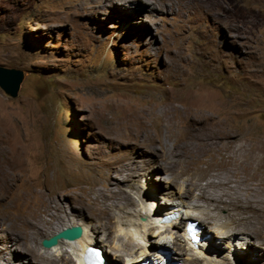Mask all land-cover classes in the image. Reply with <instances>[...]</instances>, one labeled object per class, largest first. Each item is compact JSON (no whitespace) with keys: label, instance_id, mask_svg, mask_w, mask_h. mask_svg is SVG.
<instances>
[{"label":"rangeland","instance_id":"obj_1","mask_svg":"<svg viewBox=\"0 0 264 264\" xmlns=\"http://www.w3.org/2000/svg\"><path fill=\"white\" fill-rule=\"evenodd\" d=\"M202 2L204 9H170L162 0H0V66L24 74L15 99L0 89V177L12 180L0 191V264H50L32 250L47 252L41 241L72 221L86 237L99 230L92 245L111 264L147 254L146 264H167V255L178 264H264L263 240H242L250 230L264 237L259 214L253 224H238L228 210L212 205L214 198L256 204L264 197V0ZM171 98L178 109L198 114L195 130L205 144L215 142L214 152H223L217 160H239L234 152H244L247 172L234 176L217 166L203 178L200 172L187 177L176 158H170L175 168L166 171L163 151H170L175 128L186 139L191 130L185 117L179 124L165 122L174 112ZM151 107L153 116L142 115ZM142 120L160 155L144 149L143 130L128 126ZM224 127L236 142L212 139ZM188 179L199 188H187ZM153 188L150 206L144 196ZM34 192L55 207L40 232L24 224ZM168 192H185L177 215L189 214L187 221L220 240L214 241V257L190 250L185 220L177 229L153 224L157 202L161 208L177 203ZM106 207L113 216L109 231L99 215ZM124 222L147 236L162 232L169 247L144 246L124 234ZM230 234L238 237H223ZM176 236L183 240L182 256L172 243ZM79 247L64 245L59 252L76 264Z\"/></svg>","mask_w":264,"mask_h":264},{"label":"bare ground","instance_id":"obj_2","mask_svg":"<svg viewBox=\"0 0 264 264\" xmlns=\"http://www.w3.org/2000/svg\"><path fill=\"white\" fill-rule=\"evenodd\" d=\"M202 1L203 0H162V2L165 3L163 6L168 5L170 7V9L171 8L180 9V8H183L184 6H189L190 8H196V9H204L205 7H204V4H203ZM169 102L173 105L174 112L171 113V114H168V116L165 119V122L166 121H173L176 124H179L180 120L185 117V118H187L189 120V122L191 121V124H190L191 130H190L189 137L186 139L185 138V133H182V132H180V130L175 128L176 132L172 133V137H175L176 139L171 142L170 151L168 152L167 151L168 149L167 150L164 149V151H163V153H164L163 155H167L168 154V158L164 161L165 162V170L166 171H172L175 168V164L177 165V163H175V162L173 163L170 160V158H176L177 161L180 164V167H179L180 174L183 175V176H187V177L189 176L190 173L192 174L193 172H200V175H201L200 177L203 178V177H205L207 175V173L209 171L216 170L217 166L228 170V172L233 174L234 176H238V175H240L243 172L242 169L246 168V163H247V165H249V162H246V154L244 152H234L239 157V160H234L231 156L229 158L227 157L228 159L225 160V161H223L222 159H221L222 161L220 159L217 160L216 158L219 155L223 154V152H221L220 154L214 152L212 148L214 147L215 142L211 141L210 145L209 144H205L206 140L200 138L198 136V133L195 130L196 129V127H195L196 124L198 123V121H201V119L198 117V114L197 113L196 114L191 113V115H190L189 112H187L186 110L178 109L175 106L176 99H174V98L169 99ZM154 110L155 109L153 107H151L150 109L143 111L142 115H144L145 113H148V115H152L153 116L152 113H153ZM138 124H139V127L137 128ZM220 124L222 125V121H221ZM128 126H130L131 128L136 127V128H133V129H136L138 132L140 130L141 131L143 130V132H144L145 130L149 129V125L146 122H144L143 120L140 121V122H133V123L130 122V123H128ZM226 127H228V126H226ZM226 127L218 128L217 130H214L212 132V134H211L212 135V139L220 140L221 144H225V145L230 144L231 141L233 143L236 142L237 140H234L231 137V135H232L231 129L230 128H226ZM160 128H162V125H161ZM156 131H158V130H156ZM140 134H142V133H140ZM143 135L145 137L142 140V143L144 144V149L146 148L147 151H150V153L153 152L154 154L156 153V154L160 155L159 154V150H158L157 145H156V144H158V143H156L157 142V138L155 136L151 135L150 133H147V132H144ZM134 143H135V145L137 147H139V145L142 144L139 141L138 142H134ZM248 155H249V153H248ZM202 166H205V167H202ZM231 166L236 167L237 170L233 171L232 170L233 167H231ZM201 170H203V171H201ZM0 183H3V184H0V191L4 192L5 187H8L12 183V180L10 179V177H0ZM230 183H232V180H228L226 182V184H230ZM211 184H212V182H208L206 185L209 186ZM186 187L190 188L192 190L199 188L194 181L191 182V179L188 181V184L186 185ZM155 191H156L155 188L150 189L148 191V193H146L145 196H144L148 200L150 206H154V204L152 202H150V201H153L151 199H154L156 197V192ZM184 194H185V192H183V193L182 192L181 193H175V192L169 193V195H171V198L176 196L177 199H178L177 201H175L177 203L176 204L173 203V205L171 207H167L166 206L165 208L164 207L161 208V206L157 202L156 205L158 207L156 209H154V210L152 209V211H151L152 213L150 214L151 218L149 217L151 219V221L153 222V224H155L156 226H160L162 224L161 219L165 215H170V214H178V215H180V211L184 207L183 205H185V203H184L185 201H183V198L187 197V196H184ZM212 201H213L212 205L214 206L215 209H217V210H223V209L228 210L229 211L228 212V217L233 222H236L238 224L239 223H247V224H249V222L253 224V219H254L255 213L259 214V215H257L259 220H263L264 221V197H262L261 201H258L256 204H252V203H243L242 204V202H232L230 200L224 201L222 198H214V200L212 199ZM98 202H100V201L97 198V203ZM79 207L81 209H84L83 205H79ZM26 208H27L28 212H26L27 213L26 214L27 219L24 221V224L27 225L33 231L40 232L39 231L40 230V226H42L43 223L44 224L47 223L48 216H49L50 212L52 211V209H54L55 207L52 206L51 202H49L43 196L42 193L34 192V194L32 196V201L30 203H27V207ZM252 212H254V214H252ZM99 215L102 218L103 217L106 218V221L101 226H102L103 229H106V230L109 231V224L111 223V221L113 219V216L110 213V209L108 207H106V209L103 212L99 211ZM37 216H39V217L37 218ZM177 219H179V221H177ZM177 219L169 221L170 227H172V229H177V228L180 227L181 221L185 220L184 225H183V233H185L184 228H185V224L187 223V220L189 219V214L188 215L186 214L185 217L178 216ZM261 223H262V225H264V222H261ZM73 225H80V224L77 221L69 222V223L65 224L64 226L57 228L55 230V232L53 231L54 233L52 232V234H55V233L65 229V228L71 227ZM121 225L123 226V228H126V229L129 228V230L126 233H124L125 235H130L132 237V239L134 237L135 238L137 237V239L139 241H142L144 246L150 244V246H152L156 250H167V246H168L167 243L169 241H165V238L161 239V236H163L162 232H160L157 235L155 233L150 232L149 235H152L153 237L160 238L157 241H151L149 239V235L148 236H147V234L145 235V233H147V232H142L141 233V230L138 229L139 226L137 227L136 225L132 224V222L131 223H125L124 222ZM150 225H152V224H150ZM155 225H153V226H155ZM132 227H133V229H130ZM249 229L250 228H248V230ZM106 230H105V232H106ZM262 230H264V229H262ZM84 231H83V236L80 239H78V240H76L74 242L61 240V241H59L58 245L53 247L52 249H45L47 251V252H45L46 254L44 252L43 253L39 252L37 249H33L32 250V252H33L32 255L34 257H36L37 259L45 262V263H50V264H72V262H73L72 259H70L67 255H65V253H62L61 251L59 252V250H61L64 245H66L68 247H71V248H75L76 244H79L80 247L76 250L77 251V253H75L76 255L74 254V256H76L75 257L76 258L75 262H76V264H83V255H85L86 249L91 248V247H96V246L92 245L93 244L92 242H97L98 239H99V235H98L99 230L98 231L96 230L97 232L95 231V233L94 234L92 233L90 236L88 235L89 238H88V236L87 237L85 236ZM108 231L106 233L107 236L109 235ZM201 232L203 233L202 235H204L205 237L202 240L199 241L198 250L205 251L206 253L205 252H201V251H197L196 249L192 250L190 244H188V243H186V244L188 245V247L190 248L191 251H193V252L196 251L195 253H199L201 255L202 254L203 255H208L206 257H214L219 252L218 251L219 248L217 249L218 246H214V241L215 240L217 241V239H215V238L213 239V237L211 238V236H210V238H211L210 239L209 236H207V230H205L203 227H201ZM87 233H88V231H87ZM223 237H226L228 239H230V238L235 239V238L238 237V234L237 235L230 234L228 236H223ZM18 238H19V241H21V239H25V238H23L21 236L19 237V235H18ZM117 238L122 240L125 245H128L129 241L125 240L123 236L117 235ZM184 238H185V236H184ZM253 239L263 240V244L262 245H264V237H262V238L259 237L258 235L252 233L251 230L245 234L244 238L242 237V240H244L245 242H250V243H251V241ZM181 241H183L182 238H179V236H176L174 238L173 242H172L174 244V248H176V250H177L178 254H180V256H182L184 254L183 253V248H182V245H181ZM218 241H220V240L218 239ZM142 243H140V244H142ZM260 243H262V242H260ZM75 249H73V250H75ZM115 250L118 251L119 249L115 248ZM251 253H254L253 247L251 248ZM140 256H143V254L141 253ZM150 257H151V254H147L145 256V258H143L142 260H141V258L140 259H134L132 261H131V259H129V260H127L128 263L126 262V264H146L144 262H146V261L151 262L150 261ZM166 257H167L166 258L167 264H178L176 261L173 260V258L172 259L170 258V260H168V258H169L168 255ZM25 258H27V257H25ZM179 258H181V257H178L177 259H179ZM108 260L106 261V263L107 264H111L110 260L109 261ZM112 261H113V258H112ZM206 264H207V262H206Z\"/></svg>","mask_w":264,"mask_h":264},{"label":"water","instance_id":"obj_3","mask_svg":"<svg viewBox=\"0 0 264 264\" xmlns=\"http://www.w3.org/2000/svg\"><path fill=\"white\" fill-rule=\"evenodd\" d=\"M23 77V71L19 69L0 66V89L9 98L15 99L18 96ZM82 236L83 228L79 225H75L67 227L49 238L43 239L41 241V246L44 249H52L57 246L61 240L74 242Z\"/></svg>","mask_w":264,"mask_h":264},{"label":"clouds","instance_id":"obj_4","mask_svg":"<svg viewBox=\"0 0 264 264\" xmlns=\"http://www.w3.org/2000/svg\"><path fill=\"white\" fill-rule=\"evenodd\" d=\"M177 218H178V215H177V214L165 215V216L162 217L161 222H162V223H169V221H171V220H175V219H177ZM188 223L195 224V226H196V228H197L196 235L199 237V240L196 241V242L192 241V240H191L190 238H188L187 235H186V226H187ZM184 231H185V233H183V239H184V241H185L186 243L190 244L192 250H195V249L197 250V249H198L199 241L202 240V239L205 237L204 235H202L203 233L201 232V227L199 228V226H198V222H196V221H192V220L187 221V223L185 224ZM184 236H185V238H184ZM93 248H97V247H93ZM97 249H99V248H97ZM99 250H100L101 253H102V250H101V249H99ZM102 255H103V253H102ZM103 256H104V255H103ZM104 258H105V257H104ZM105 259H106V258H105Z\"/></svg>","mask_w":264,"mask_h":264}]
</instances>
